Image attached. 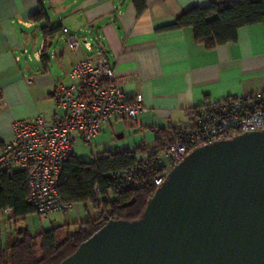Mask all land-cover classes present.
<instances>
[{
    "label": "crops",
    "instance_id": "1",
    "mask_svg": "<svg viewBox=\"0 0 264 264\" xmlns=\"http://www.w3.org/2000/svg\"><path fill=\"white\" fill-rule=\"evenodd\" d=\"M229 1L144 0L140 13L134 0H0V154L13 141L16 122L64 114L55 87L71 85L73 65L89 53L84 45L76 54L68 51L63 28L83 43L91 40L125 95L142 97L148 109L135 120L113 117L104 127L123 126L118 139L128 133V146L119 152L156 146L159 130L192 126V111L205 103L264 91L263 25L242 28L236 43L214 49L199 43L192 28L170 29L192 7ZM38 14L44 17L36 23ZM45 26L59 30L46 37ZM12 216L10 210L3 214L0 247L4 230L7 245L13 243Z\"/></svg>",
    "mask_w": 264,
    "mask_h": 264
},
{
    "label": "water",
    "instance_id": "2",
    "mask_svg": "<svg viewBox=\"0 0 264 264\" xmlns=\"http://www.w3.org/2000/svg\"><path fill=\"white\" fill-rule=\"evenodd\" d=\"M61 264H264V131L193 151L140 219L109 221Z\"/></svg>",
    "mask_w": 264,
    "mask_h": 264
},
{
    "label": "built area",
    "instance_id": "3",
    "mask_svg": "<svg viewBox=\"0 0 264 264\" xmlns=\"http://www.w3.org/2000/svg\"><path fill=\"white\" fill-rule=\"evenodd\" d=\"M62 35L68 51L76 54L84 45L89 53L73 65V83L55 87L53 98L64 114L55 113L51 119L41 114L33 122H16L13 141L0 154V173L26 172L28 202L41 218L50 220L56 213H68L77 207L64 202L59 191L62 167L74 156L77 142L92 148L111 118L135 120L148 112L142 97L129 99L125 95L105 54L91 40L83 43L68 28L62 29ZM191 114L192 126L169 131L163 144L145 147L137 154L134 167L110 174L120 191L141 187L145 182L159 188L193 151L264 131V91L211 101ZM97 200L102 203L99 194ZM85 208L88 211L90 206Z\"/></svg>",
    "mask_w": 264,
    "mask_h": 264
},
{
    "label": "trees",
    "instance_id": "4",
    "mask_svg": "<svg viewBox=\"0 0 264 264\" xmlns=\"http://www.w3.org/2000/svg\"><path fill=\"white\" fill-rule=\"evenodd\" d=\"M134 3L140 13L145 10L144 0H134ZM43 17L38 14L32 20L39 23ZM254 25L264 26V0H233L192 7L170 29L192 28L199 43L214 49L236 43L239 30ZM42 30L46 37H52L59 29L45 26ZM173 129L159 130L157 145L163 144ZM144 150L145 146L133 151L107 152L91 163L82 162L75 155L71 157L61 171V198L66 203L90 206L100 214L94 219L34 233L26 224L30 216H39L28 202V175L22 170L0 173V225L4 212L10 210L13 216L9 221L14 231L13 243L0 247V264H61L109 221L140 219L158 188L154 183L145 182L141 187L120 191L110 174L134 167L137 154ZM98 194L102 197L101 204H98Z\"/></svg>",
    "mask_w": 264,
    "mask_h": 264
},
{
    "label": "rangeland",
    "instance_id": "5",
    "mask_svg": "<svg viewBox=\"0 0 264 264\" xmlns=\"http://www.w3.org/2000/svg\"><path fill=\"white\" fill-rule=\"evenodd\" d=\"M121 127H115L114 131L108 128L104 129L102 137L95 141L92 149L78 144L77 147H75V157L82 162L91 163L105 150L116 152L119 150V148L122 149L123 146H128V133L125 140L118 139L122 134L123 126ZM148 145L153 146L154 141L149 142ZM133 148H135V146ZM111 197H113L112 194ZM99 214L100 212L98 210L90 209L89 211H86L84 205H77V207L73 211H70L68 213L54 214L51 220L41 219L37 215H32L27 219L26 224L29 227L30 231L34 233L39 230L51 229L53 227L66 223H73L76 222L79 218H82L83 221L94 219L97 218ZM5 232L6 230L3 231V239L5 244H3L4 247L8 246V236ZM12 233L14 235V231Z\"/></svg>",
    "mask_w": 264,
    "mask_h": 264
}]
</instances>
